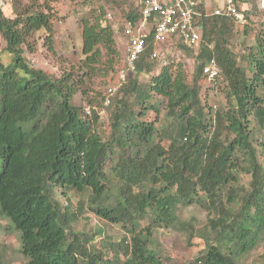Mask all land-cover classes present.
Returning <instances> with one entry per match:
<instances>
[{"label": "trees", "instance_id": "1", "mask_svg": "<svg viewBox=\"0 0 264 264\" xmlns=\"http://www.w3.org/2000/svg\"><path fill=\"white\" fill-rule=\"evenodd\" d=\"M127 1L79 4L82 58L59 76L25 58L41 31L53 52L52 0H10V16L0 7L9 55L7 64L0 59V218L18 233L27 264H165L150 248L157 230L202 245L188 264H245L264 243V10L258 0H234L253 10L244 11L248 24L233 47V20L201 8L190 79L181 65L150 59L148 36L135 72L105 106L108 94L91 98L88 84L118 71L123 24L115 34L105 7L136 22L139 8ZM210 59L220 71L208 82L225 98L220 107L200 98ZM142 74L150 75L145 83ZM95 102L107 112L105 126ZM194 207L205 221L183 219ZM88 213L102 222L92 232L78 229ZM113 227L124 235L116 243ZM97 237L108 244L97 248ZM1 254L0 246V264Z\"/></svg>", "mask_w": 264, "mask_h": 264}, {"label": "rangeland", "instance_id": "2", "mask_svg": "<svg viewBox=\"0 0 264 264\" xmlns=\"http://www.w3.org/2000/svg\"><path fill=\"white\" fill-rule=\"evenodd\" d=\"M5 2H10V0H4ZM83 0H77L76 2H69L68 0H52V4L56 10V21L54 22V34L52 38L53 42V52L49 51L47 47L43 45V37L45 33L43 31L37 34V47L36 53L29 54L25 53L26 61L30 66L38 69H43L55 76H59L60 72L68 70L73 66H77L82 58L80 48H81V38L80 30L78 28V18L79 14L86 9H82L79 4ZM207 7V11L211 12L212 9L218 7L217 0H201ZM206 2V4H205ZM132 3L136 5L134 1H127V4ZM221 4V3H220ZM219 4V6H220ZM106 12L111 13L114 19V23L119 25L121 29V24L123 18L121 17V11L117 8L110 9V6H106ZM240 11L244 14V11H252L251 4L245 2L240 5ZM6 16H10L9 5L4 8ZM246 19V16L244 14ZM248 20L246 19V24L244 27L239 28L237 32L233 30V38L231 39V46L236 47L241 39V34L243 29L247 26ZM234 29V28H233ZM120 35V33H119ZM116 47L120 55V65L118 71L110 76L109 78H96L90 84H88V95L91 98H96L98 100L108 92L110 86H115L117 82L118 72L124 66L125 62V40L122 37H118L115 40ZM4 44L0 39V59L3 63L7 64L9 62V55L3 53ZM160 56L166 55V46L160 47ZM180 49V47H179ZM177 50L178 54L173 52L166 55L167 64L174 66L173 69L177 68V65H181L186 76L190 79L191 75L195 69V57L184 49ZM236 50H238L236 48ZM158 70H156L157 72ZM150 79V75H140L139 82L145 83ZM220 88H223L224 84L221 80L218 81ZM200 98L204 100L206 97L208 103L216 104L220 107L225 103L224 96L217 90L213 89V83L209 84L208 81H200ZM207 90H210L207 95ZM100 95L101 97H98ZM76 102L79 101L78 98L75 99ZM156 100V99H155ZM100 102H95L92 108L101 115V122L104 126L107 125V112L103 108L99 107ZM87 106V105H85ZM154 114H149L152 118ZM158 127V126H157ZM158 133V132H157ZM157 133L154 138L157 139ZM243 181L246 182V178L242 177ZM71 200L74 204L77 203L78 198L72 196ZM64 202V200L62 199ZM206 212L200 208L194 207L189 209L184 213L183 219L195 218L197 221H205ZM102 225L100 219L96 218L94 215L88 213L83 215L78 229L85 232H92L96 227ZM112 237L110 242L116 243L122 239L124 236L118 227H113ZM97 248H103L102 243L108 244V242L103 241L102 238L97 237L93 242ZM194 246L185 244L184 237L180 236L176 232H169L164 230H157L153 235V242L151 243V250L161 258L165 264H188L194 259L198 250L202 248V245L197 241H193ZM0 246L2 249L1 254V264H27L28 260L20 251L19 235L16 230L12 227L10 221L6 218H0ZM108 250V248H107ZM109 251V250H108ZM110 252V251H109ZM112 254L106 255V258H111ZM245 264H264V243L261 244L257 249L251 252Z\"/></svg>", "mask_w": 264, "mask_h": 264}, {"label": "built area", "instance_id": "3", "mask_svg": "<svg viewBox=\"0 0 264 264\" xmlns=\"http://www.w3.org/2000/svg\"><path fill=\"white\" fill-rule=\"evenodd\" d=\"M139 8L140 17L136 22L123 21V35L125 38V62L119 71L115 86H110L104 105H108L109 96L126 81L127 75L135 72L136 63L143 55L150 36L152 47L150 59L159 60L161 65H166V55L172 52L176 55L177 46L180 45L190 54L197 56L199 47L203 42V33L196 18L201 17V8L207 14L226 16L233 20L234 30L244 27L246 19L244 14L235 5L234 0H222L221 5L207 11V7L201 0H130ZM259 6L264 10V0H258ZM9 4L2 0L0 7L4 10ZM105 21L113 25L115 34L120 33L119 25L114 23L111 13H106ZM166 46L167 54L160 56V47ZM219 68L214 59L208 60L202 75L211 82L219 76ZM85 114L91 112L90 107L85 108Z\"/></svg>", "mask_w": 264, "mask_h": 264}, {"label": "crops", "instance_id": "4", "mask_svg": "<svg viewBox=\"0 0 264 264\" xmlns=\"http://www.w3.org/2000/svg\"><path fill=\"white\" fill-rule=\"evenodd\" d=\"M203 1H205V0H203ZM221 1H222V0H217V3H218L217 6H218V7H219V4L221 3ZM205 4H206V2H205ZM220 5H221V4H220Z\"/></svg>", "mask_w": 264, "mask_h": 264}]
</instances>
